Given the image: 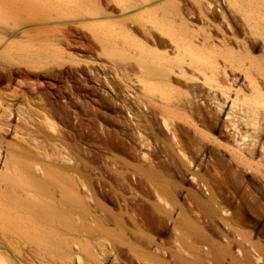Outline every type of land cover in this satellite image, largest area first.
I'll return each mask as SVG.
<instances>
[{"label": "bare ground", "instance_id": "1", "mask_svg": "<svg viewBox=\"0 0 264 264\" xmlns=\"http://www.w3.org/2000/svg\"><path fill=\"white\" fill-rule=\"evenodd\" d=\"M16 1L0 0V22L7 21L13 15L11 7ZM21 9H54L62 13H75L76 19L73 21L78 23L79 31L90 42V49L99 51L100 55L109 59L111 66L116 68L117 77L125 82V96L120 99L122 96L118 93L119 105L113 99L116 92H108L107 96H102L101 106L104 105L106 109L115 105V118L122 123L120 126L117 122L118 129L115 132L111 130V133L107 130L109 134L105 135L109 136L116 150L124 152L127 158V161H123L126 175L129 173L132 178L134 176L136 186L144 187L146 199L143 197L141 204L135 203L138 210L133 209L139 212L136 216L140 218L128 216L129 219L124 221L122 217H118L121 216L118 212L120 215L114 216L113 228L104 227V220L100 221L96 217V229L108 236L109 241L106 238L104 240L110 245L101 239L99 256L106 261L109 253L112 254L108 258L109 264H120L121 253L123 255L125 250L130 254V264H264V244L252 240L253 233L258 238L264 237V224L258 223V218L264 213V188L254 192L251 185L253 182L248 180L246 183L240 177L241 171H246L243 165L255 167L250 161L254 159L255 162V152L260 153V161L264 162V145L259 140L258 131L262 128L261 119L264 117V0H24ZM46 38L49 39L48 36ZM19 49L21 50L17 55H21L22 60L32 57L30 61L36 65L35 69L41 70L34 73L38 78H55L60 73L55 68L65 67L64 71L79 76L77 81L82 87L80 90L93 92V79L99 82L95 76L93 78L90 75L91 78H88L84 75V67L79 65L84 60H72L78 64L76 67L66 66L68 60L64 59L63 51L58 48L30 46ZM1 63L0 81L6 77V82H9L6 85L10 87L11 72L9 77L6 76L10 70L6 67L7 63ZM26 72L23 74L28 73ZM241 79L246 82L247 91L240 95L241 90L237 89L232 105L237 106L241 102L245 123L258 132L251 135L252 148L247 146L249 149L246 160L242 156L244 154L241 155L240 148L233 150L235 146L226 142L227 134H215L218 110L215 112L210 107L207 110L208 116H205L204 94L194 84L201 80L202 86L220 90L225 98L217 106L222 110L230 96L231 82H239ZM16 96L17 94H13V99L20 97ZM12 104H6L3 107L6 108L0 112V264H25L23 255L33 251L43 254L39 255L42 256L43 264L52 257L62 264H69V261L73 263V258L81 247L71 257V253H74L71 251L75 250L71 243L74 241L73 237L84 230L82 222L79 223L81 217L90 216L92 223L95 222L90 212L95 179L92 174L88 176V190L91 192L89 197L87 192L82 191L80 167L57 141L61 137L54 122L43 116L40 122H33L34 130L27 132L29 128L25 129L21 124L30 119L29 111L23 110V106L21 108L17 102ZM135 106L141 114L136 112L138 110L135 111ZM81 109L77 115L78 136L89 143L91 149L95 147V130L98 125L91 114L88 115L87 111ZM123 113L125 117L122 116ZM17 116L24 122L17 123ZM195 117H199L204 123L207 132L197 130L193 121ZM40 123L46 124L45 128L50 130L41 136ZM182 132L184 135L195 132V136H192L197 143L207 141L204 144V152L208 158L205 166L207 181L202 176L195 175L197 169L194 172L189 170V165L200 150L184 143L180 139ZM247 132L244 128H239L237 134L241 138L238 142L241 143L247 137ZM10 133L22 136L7 141L6 137ZM151 133L159 148L154 155H149L150 151L148 152ZM92 150L94 151L91 149V152ZM104 162L106 167L110 165L109 161ZM115 166L114 164V172L119 174V169ZM188 170L195 177H200L203 184L206 181L204 201L198 198L203 201L197 205L200 208L195 205L196 208H188L182 211L181 218L174 219L173 213L177 208L170 205L171 198L168 204L160 196V192L170 184L164 181L168 185H163L159 179L171 174L182 177L189 173ZM123 180L122 178L121 184ZM175 180L172 181L173 185L177 182ZM100 183L103 184L101 181ZM197 184H201V181ZM177 186L174 187L178 189ZM99 187L102 188V185ZM182 187L186 191L190 188H185V185ZM221 205L234 208V212L223 210ZM245 210H252L253 214L247 216ZM109 214L111 213L105 215L106 218L109 216L107 219L112 218ZM198 215L206 216L207 220H190ZM202 218L204 219L203 216ZM89 246L87 245L88 248ZM87 251V260L92 264H103L98 259L100 257L92 253V249ZM77 257L78 261H82L80 256ZM54 258L52 261L55 263ZM25 260L28 261L27 258Z\"/></svg>", "mask_w": 264, "mask_h": 264}, {"label": "rangeland", "instance_id": "2", "mask_svg": "<svg viewBox=\"0 0 264 264\" xmlns=\"http://www.w3.org/2000/svg\"><path fill=\"white\" fill-rule=\"evenodd\" d=\"M23 6H24V0H17L16 4H14L13 7H11V9H12L11 13L13 15H10L8 17L7 21L0 22V29H1L0 30V63L1 62L7 63L6 67H8V70H10V71H8V73H6V76H8V74H10V72H11L10 77H12V80H11L12 83L9 84V86L11 85L10 87H7L8 85H6L9 83V82H6V77L2 81H0V112L1 113L3 112V109L6 108V107L5 108H3V107L6 104L11 103V105H13L12 103L17 102L18 105L20 104L19 106L21 108L23 106L22 109L27 111V112L29 111V114L32 118L30 117V119L28 121L27 120L25 121L26 123L29 122V123H27V126H25L26 123L24 121H21L18 116L15 118V121L17 123H21V122L23 123L24 122L25 124L23 123L21 125L25 129L27 127L29 128V129L27 128L28 129V131L26 130L27 132H29V131L31 132V130H34V123L36 121L40 122L42 120L43 116L49 118L52 122H54V124L56 125L57 131L60 133L61 140H57V141L60 144H62V147L65 150V153L67 152L66 154L69 157H71L74 162H77L76 163L77 166L80 167V169L82 171V173L80 174V180H81V182H83L82 183V185H83L82 191L87 192V195L89 197L91 196V192L88 190V183H87L88 176L90 174H92V178L95 179L94 181L96 184H95V188H94V200L93 199L91 200V211H90V212H92L91 214H93V216L95 218V220L93 219V222L95 221L94 222L95 226H94V223H92V221L90 220L91 219L90 216H89V218L87 215L84 217H81V220L79 221V223L82 222L81 225H82V229H84V230H81L80 235L73 237L74 241H72L71 246H72V248L74 247L73 249H75V250H72V251H71V249L69 250V252L70 251L74 252L73 254L70 252L71 257H74L73 255H76L78 253L76 250H78L81 247L78 250L80 252L76 255V257L80 256V260H82V261H78L77 258H79V257H77V258L75 257L76 259L73 258L74 262L71 263L69 261V264H80L81 262H83V264H86V262H88V263L90 262V260H87V259H89L88 255H87V252H88L87 249H89V251H91V249H92V253L94 252L96 256L100 257L99 255L101 254V249H102L101 248L102 245H100V244L102 243V240L104 242H106L107 244H108L107 241H109L108 236L104 232L101 231V233H100V231L96 229V227H97L96 217L99 218L100 221H103V220L105 221V222L103 221L104 227L110 226L109 228H111V227L113 228L115 215L118 216L121 214V216H118V217H120V218L122 217L121 219L124 221L129 219L128 216H134L136 218H140V217L136 216V214L138 215L139 212L135 211V210H138L139 207L137 208V204H135V203L141 204L142 200H144L143 197H145V199H146L144 187L142 188V186H140L141 187L140 188L139 186H136V183L134 181V176L132 178L129 173H127V175H126L125 165L123 164V161L124 160L127 161V158L124 155V152H121L122 150H116L114 148V146H112L113 142H111V140H109V138H108L109 136L105 135V134L111 133V130L113 132H115L114 130L116 128L118 129V127H119L118 123H120V126H122V123L120 121L118 122V120L115 118L116 113L113 111V110H115L114 109L115 105L114 106L112 105L110 108H106L107 110L105 109L104 105L101 106V104H103V102H101L102 96H107L108 92L112 93V94L116 92L115 94H113L114 95L113 99L117 101V104L114 101L113 102L116 105H119L118 96H120V95L122 96V97H120V99L125 96L124 92L126 90L123 91L125 88V82H123L124 80L119 78V76L117 77L118 73L116 72V68L111 66V64L109 63L110 62L109 59L100 55L99 51H97V50L93 51L92 49H90V47H89L90 42L88 41L87 38H84L81 31H79L80 26L78 25V23L76 24L73 21V19L74 20L76 19L75 13H62V12H58L54 9L50 10V11L49 10L48 11H41V10H39V11L35 10L34 11L33 9L22 10L21 8ZM65 19H66V21H65ZM59 20L61 21V23ZM57 21L59 23H57ZM81 30H82V28H81ZM22 34H23V36H22ZM40 36H42V37L39 39ZM47 36L49 39L46 38ZM10 37H11V39H10ZM55 37H57L59 39V42L61 41L60 44L58 41L57 42L55 41V39H56ZM48 40H50V41H48ZM2 43L4 45H2ZM30 46H35V47L39 46V47H47V48L51 47V48L60 49L61 51H63L62 55H63L64 59L68 60V61H66L67 62L66 66H69V67H76L78 65L76 63H73L72 60H79V61L84 60V61H86L87 63H85L83 61V62L79 63V65H83L84 73H85L84 75H87L86 77H88V76L90 77V75H91V76H93V78L95 76L97 79H99V82H97V81H94V79L92 78L93 79L92 84H94V87H95L94 91L95 92L94 91L92 92V90L90 92H87L88 90L86 92L83 90H80L82 87L79 86L80 84L77 81V80H79V79H77V78H79V76L77 74H73V72L68 73V72L64 71L65 67H62V68L56 67L55 68L56 70L60 71V73L58 72V75L55 78L45 79V78L36 77L34 73H39V72H41V70L38 71L37 68L35 69L34 66H36V65H34L30 61V60H32V57L24 58V59L29 60V62H28L27 60L26 61L22 60L21 55H17V52L18 51L20 52V50H21V49H19L20 47L21 48H27ZM1 60H3L4 62ZM13 69H17L19 71L22 70V71L16 72L17 70H13ZM24 71L28 75L23 74V73H25ZM34 71H36V72H34ZM31 72H33V73H31ZM16 73H17V75H16ZM19 74H20V76H19ZM15 79H17V80L15 81ZM110 82H112V84L115 86V89L117 87L118 88L116 90L114 88H112V85ZM263 82H264V80H263ZM3 84H5L6 86ZM84 84H86V82ZM194 84L204 94L205 98L203 101V106L205 109L204 110L205 116H208L207 110H209L210 107L215 109V112H216V110H218L216 112V115H218V116L215 120V128H216L215 134H219L221 132L222 133L224 132L225 134H227L225 136L226 142L228 141V143H232L231 144L232 146H235V147H233V150H239V148H240V150L242 152L241 155L244 154L242 156L246 160V155H247L248 149L252 148L251 147V145H252L251 135H256V133L258 134V132H256L254 130V127L248 126L245 123V119L242 117V116H244V111L242 110L243 108L241 106V102H239L237 106L232 105L233 100H235V92L237 89L241 90L240 95L244 91H247L246 82L243 81V79H241L239 82H231L232 88H231V92H229L230 96L226 99V104L224 105L222 110H220L219 107L217 106L219 104V102H221L223 100V98H225V96H222V92L220 90L210 88L206 85L202 86L203 83L201 80L195 81ZM118 93L119 94L121 93V94L119 95ZM13 94L14 95L17 94L16 97H19V96L20 97L13 99L15 97V96L13 97ZM11 96H12V98H10ZM13 100L14 101L17 100V101L14 102ZM4 102H5V104H4ZM2 103H3V105H1ZM28 107L32 112L28 109ZM79 108L81 110H85V112L87 111L86 113L88 115L91 114V116L94 117V119L96 120L97 125H98L97 130H95L96 131L95 136L97 138L96 137L94 138V141L96 139V142L94 143L95 145H93L95 147L91 148V149H94V151L92 150V152H91L89 143H87L86 141L81 139L82 137L78 136V135H80V132H78L79 131V130H77L78 126H76V124H77V115L79 112H81ZM136 110H138V111H136ZM135 111L138 112V114H141L140 110L138 109L137 106H135ZM124 114L125 113H123L122 116ZM125 116L126 115H124L123 117H125ZM113 117L115 119V120L113 119L114 121L112 120ZM194 119H193V121L197 127V130H199L200 132H204V133L207 132V129H206L207 127L204 125V123L202 121L199 120V117H195ZM18 120H20V121H18ZM111 120L115 124L114 123L112 124ZM262 121L264 122V117L261 119V127L263 128L264 123ZM46 124L45 125H44V123L39 124L41 127V132H42L41 134H39L40 136L42 134H45V133L50 131V130L48 131V129L45 128ZM239 128H244L245 131L246 130L248 131L246 133L247 137L242 139L241 143L238 142V140L241 138L237 134L239 132ZM262 128H260L258 130L259 134H260L259 140L262 142V145H264V131H263L264 128L263 129ZM107 130L109 131V133ZM23 131H25V130H23ZM191 131H194V130L191 128ZM242 132L244 133V131H242ZM192 134H193V136H195L196 133L192 132L188 135H184V132H182V135L180 138L184 143H188L189 146L193 145L194 148H196V149L198 148L200 150V152H198L197 157L192 160V163L190 164L191 166L189 165V168L190 167L192 168V169L190 168L189 170L194 172L197 169L195 171V172H197V174H195V175L196 176L200 175V176H202L203 179H205L207 181V176L205 174L206 173V167L205 166H207V164H208V158H206V155L204 152V150H205L204 144L207 141L206 142L204 141V143L202 142L203 144L197 143L193 139ZM19 136H22V135H20V134L18 135L17 133H15V134L10 133L6 137V140L11 141L14 138L19 137ZM149 136H150L151 144L148 148V152L150 151L149 155L150 154L154 155L159 148H158L157 143L155 141V136L152 133H151V135L149 134ZM151 136H152V138H151ZM228 136H229V138H228ZM100 137H102V138H100ZM189 138H191V139L189 140ZM184 139H185V141H184ZM97 143H98V145H97ZM243 144H244V146H243ZM101 146H103V148ZM100 148H101V150H100ZM257 148H258V141H257L256 149ZM98 150H99L100 154H98L99 153ZM201 150H203V151H201ZM253 151H255V150H253ZM259 151H260V148H259ZM89 152H90V155H89ZM259 155H260V153L255 152V155H254L255 162H254V159L250 160L247 157V160L248 161L250 160L252 163H254L255 167L249 168L247 165H243L242 167L246 168V171L245 170L241 171V175H240V177L243 179L244 182H246V181L248 182V180H249V182H251V181L253 182V183L251 182L252 184L251 183L250 184L252 185L254 192H256V191L258 192L262 188H264V186H263L264 185V175H263L264 174V162L260 161ZM263 155H264V152H263ZM89 159H91V160H89ZM227 159H229V158H227ZM104 161H107V162L109 161L110 165L113 163L112 164L113 166L111 165L112 166L111 167L108 163L109 166L106 167V164H104L105 163ZM121 161H122V163H121ZM178 163H177V165L179 166L180 164H178ZM256 163H258V164H256ZM114 164L116 165L115 168L119 169L117 171L120 175L114 172V170H115ZM180 167H181V165H180ZM199 168H200V170H198ZM120 171L122 172L123 175L121 174ZM190 171H189V173L187 171H186L187 173L185 172L186 175H184V176H186V177L182 176L184 178H182L181 176L171 174L172 175V176L170 175L171 177L170 176H164V178L162 177L163 179L162 178L159 179L163 185L167 184V183L170 184L166 189H164L162 192H160V196L162 197V199L165 202L168 201L167 202L168 204H170L169 199L171 198L170 201L172 200V202L170 205L174 206V208H177V209H175V212L173 213L172 218H174V219L176 217H180V214L182 213V211H184L186 209L188 210V208H196V207H198L197 205L199 203L204 201V197H205V195H204L205 186L204 185H205L206 181L204 180L205 183L203 184V180L200 177L197 178V177H195V175L190 174V173H192ZM112 172H113V174H111ZM116 175H118L117 178H116ZM122 176H124V177H122ZM126 176L128 178H126ZM175 176H177L179 178L176 177V180H175ZM193 177H194V179H193ZM122 178L124 179L123 180L124 184H123V182H122V184L120 183ZM168 178L172 179V181L173 180L177 181L176 184H181V186H179V185L177 186L176 184L173 185L172 183H174V182H172ZM116 179L119 180L120 184L117 182ZM128 179H131L133 181L130 182L131 180L128 181ZM192 179H193V181H192ZM194 180H196V181H194ZM100 181L103 184H101ZM164 181L165 182L168 181V182L165 183ZM198 181L199 182L201 181V184L198 185L197 184V183H199ZM131 183H132V185H131ZM101 185H102L103 189L101 187H99ZM123 185H128L129 187L128 186L125 187ZM184 185L186 186L185 188H187V189L190 187L189 189L191 190V192L188 189V191L190 193L188 191H186L184 189V187H182ZM174 186H177L178 189L175 188ZM182 188L184 190H182ZM105 189H107V190H105ZM193 189H194V192H193ZM103 190H105V191H103ZM172 190H173V192H171ZM110 191L112 193H110ZM198 191H199V193H202V194H199ZM104 192H107V193H104ZM173 193H175V195ZM143 194H145V195H143ZM192 194H194V195L192 196ZM170 195H172V196L170 197ZM194 196H196V197H194ZM192 198H194V199H192ZM198 198H201L203 201L201 199H198ZM138 199H139V202H137ZM151 199H152V201L154 200L152 197H151ZM193 200H194V203H193ZM196 200H198V201H196ZM238 200L239 199H237V201ZM191 202H192L193 206L191 205ZM173 204H175L177 207H175V205H173ZM195 205H196V207H195ZM199 206H201V205H199ZM220 207H222V209L224 208L223 210H229V212H234V208H232V209L229 207L225 208L223 205H221ZM198 208H200V207H198ZM133 209H135V210H133ZM230 209H231V211H230ZM108 212L111 213V214H109L112 217L111 219L110 218L107 219L109 216L107 218L105 216V215H108ZM118 212L120 214H118ZM178 212H180V213H178ZM122 213H124V214H122ZM97 214H99V215H97ZM245 214L247 216H251V214H253V212H252V210H248V211L245 210ZM200 216L199 215H198V217L194 216L190 220L199 219L201 222H204L207 220L206 216H204V215H200ZM202 216L204 217V219L202 218ZM260 217L258 218L259 219L258 223L264 224V213ZM86 218L88 221L86 220ZM87 234H89V236ZM252 237H253L252 240H254L253 242H259L260 244H264V237L258 238V235H256L255 233L252 234ZM74 238L75 239L77 238L78 240L77 239L75 240ZM84 238L86 239V241ZM104 238H106L107 241L104 240ZM74 242L76 245H74ZM85 242H88V243H85ZM79 244H80V246H79ZM89 244H91V245L89 246ZM87 245L90 248H88ZM108 246H110V245L108 244ZM97 248H99V249H97ZM234 248L237 249V246H234ZM95 251H97V254ZM35 252L38 254V256L40 254L43 256L42 253H40L38 251H35ZM121 252H123V251H121ZM126 252L127 251L125 250V252H123V255L121 253V261H120L121 263L120 264H130V261H131L130 258L131 257H129L130 254L126 253ZM36 253H34V251L32 253H27V252H26V254L23 253L24 254L23 257L25 256L24 258L25 259L27 258V260H28V261H26L24 259L25 264H32V261L34 262L33 264H35V263L43 264V261L41 262L42 256L41 257L39 256L40 257L39 258ZM85 253L87 256L85 255ZM30 254H32V255H30ZM33 254H36V255H33ZM88 254H89V252H88ZM126 254H128V255H126ZM27 255L30 258L37 256V258L40 260H37V258H35V259L32 258V260L28 259L29 257ZM111 255L109 253L107 258L105 257L107 259V260L105 259L106 261H104L102 259V257H100V258L97 257V258L100 259V261H102L103 264H109L108 258H110ZM52 258H54V257H52ZM52 258H48V259H50V261L48 260L49 262H47V260H46V261H44V263L46 262V264L47 263L51 264V262H52V264H62V263H59L60 261H58V262L56 261V260H58L57 258H54L55 260L53 259L55 261V263H54L52 261ZM30 260H31V262H30ZM66 264H68V262ZM90 264H92V263L90 262Z\"/></svg>", "mask_w": 264, "mask_h": 264}]
</instances>
